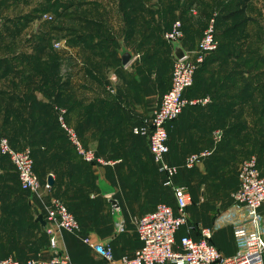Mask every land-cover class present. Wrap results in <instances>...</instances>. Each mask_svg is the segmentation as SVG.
<instances>
[{
  "label": "crops",
  "instance_id": "1",
  "mask_svg": "<svg viewBox=\"0 0 264 264\" xmlns=\"http://www.w3.org/2000/svg\"><path fill=\"white\" fill-rule=\"evenodd\" d=\"M101 9L96 7L93 25L78 28L84 32L93 27L94 34L85 41L69 35L59 53L53 39L36 36L37 19H26L35 13L31 0H0V137H6L15 149H33L42 194L31 196L22 190L12 164L0 155V257L25 260L52 254L45 227L36 220L39 214L45 220L43 205L50 198L60 199L80 225L79 235L57 234L58 249L77 264H109L81 237L108 243L116 258L131 255L140 244L135 230L138 218L159 203L175 207L172 191L152 161L147 138L131 135L145 144L136 141L128 145L127 153H112L110 159L98 153L105 163L88 164L52 126L58 111L64 109L69 125L79 126L83 137L91 135L99 142L104 125L133 128L149 118L155 107L156 75L132 73L149 69L153 53L144 58L142 46L156 45L155 38H136L138 28L129 9L121 22H103ZM251 24L257 23L242 26L238 39H216L218 44L232 46L233 53L220 50L209 55L184 92L189 100H207L187 103L166 124V160L179 167L174 183L186 187L191 196L190 234L198 239L200 227L211 228V242L226 256L235 254L238 247L234 223L248 224L246 210L231 198L238 186L240 162L255 155L264 178V23L258 24L262 38L248 33ZM203 30L200 23L194 39L185 38L182 47L194 49ZM122 47L133 54L126 66L121 64ZM169 52L170 57L163 51L167 84L174 61L172 47ZM203 151L208 155L198 164L184 166L190 154ZM48 176L53 184L46 188ZM103 187L111 192L103 193ZM260 214L263 222L264 205ZM117 222H123V231H117ZM185 232L181 227L177 238Z\"/></svg>",
  "mask_w": 264,
  "mask_h": 264
},
{
  "label": "built area",
  "instance_id": "2",
  "mask_svg": "<svg viewBox=\"0 0 264 264\" xmlns=\"http://www.w3.org/2000/svg\"><path fill=\"white\" fill-rule=\"evenodd\" d=\"M182 36L179 20L166 31L164 38L174 41ZM218 42L215 37V19L210 17L196 47L186 51L185 57L173 61L169 88L163 93L149 118L132 128L136 135L145 136L152 161L157 170L164 175V185L172 191L175 207L159 203L155 208L140 216L136 222V235L139 246L131 255L115 257L111 245L97 242L90 236L81 237L84 244L90 247L109 264H264V221L260 209L264 205V178L257 168L255 155L242 160L238 166V186L231 193L234 203L246 210L248 224L236 221L233 235L237 243L235 254L223 255L211 242L212 230L209 227L199 228V238L191 236L192 226L189 222L187 207L191 203L189 191L184 186L174 183L179 167L167 162V122L176 118L189 102L206 101L207 99L189 100L184 92L191 87L195 72L203 63L205 56L216 50ZM59 49L61 44L54 42ZM64 109L56 117L66 138L76 154L88 163H105L97 156L95 150L86 146L74 127L66 121ZM0 154L6 156L12 164L22 190L31 196H42L41 184L33 165L29 147L13 148L8 139L0 137ZM206 152L192 153L184 162L186 168L198 164ZM45 187L49 185L45 183ZM49 248L52 254L48 258H27L18 260L12 256L0 257V264H77L69 255L58 249L57 234L61 231L80 234V225L74 214L57 198H50L44 203ZM185 227L186 232L177 238V232ZM118 232L123 231V222L116 223Z\"/></svg>",
  "mask_w": 264,
  "mask_h": 264
},
{
  "label": "rangeland",
  "instance_id": "3",
  "mask_svg": "<svg viewBox=\"0 0 264 264\" xmlns=\"http://www.w3.org/2000/svg\"><path fill=\"white\" fill-rule=\"evenodd\" d=\"M231 1L236 0H31V4L35 7L34 11L37 15V18H35L37 19L38 32L36 36L48 37L55 42H59L61 44L59 53L64 50L65 39L69 35L74 38L79 36L83 38L84 36V39H88L94 34L93 27L91 31L84 32H81L78 28H86L94 24L96 7L103 9L99 12L102 13L99 16H103V22L124 21L126 18L123 12H126L127 9L132 11L134 13L132 21L135 22L136 28H138L136 29V38L143 36L148 39L155 38L156 45L151 43L149 45L148 43L149 46H142L144 49L146 48L142 53L143 57L145 58V55L150 53L160 54L159 61H150L148 65L146 63L148 70L138 68L132 72L137 73L139 76L144 74L148 78L152 74L156 75L153 89L157 90V93L153 95V109L157 103L156 100L164 92H161V90L166 87L165 76L168 67L162 62L165 59L163 51L166 50L167 55L170 57L169 49L172 45L170 41L164 38L165 32L168 31L174 21L179 20L183 24V29L184 26L191 29V36L194 37V30L199 29L200 23L204 26L210 14L224 12L226 6L232 5ZM260 7L264 8V0L249 1L247 14L254 19L250 22L257 24H251L248 33L252 34L253 37L257 35L262 38L264 34L262 35L258 24L263 25L264 23V10L263 12L259 11ZM143 25H145L144 29ZM33 29L36 28L33 27ZM180 43L182 45L181 40ZM163 46H166V48ZM121 116L122 113L118 112V117ZM92 128L94 127L92 126ZM102 134V139L99 142H95L94 138L90 137L91 135L86 138L82 137L85 144L95 148L107 159H110L112 153H127L130 144L135 145L137 142L141 146L145 144L144 140L137 141L133 138V136L141 139L143 137L133 134L132 126L129 125H104Z\"/></svg>",
  "mask_w": 264,
  "mask_h": 264
},
{
  "label": "trees",
  "instance_id": "4",
  "mask_svg": "<svg viewBox=\"0 0 264 264\" xmlns=\"http://www.w3.org/2000/svg\"><path fill=\"white\" fill-rule=\"evenodd\" d=\"M249 1L250 0H244V1H231V3H232V5H229V6H226V10L224 11V10H221V11H224V12H221V13H216V12H214V13H212V14H210L209 16H208V18H207V20H206V22H205V25L203 26V29L205 28V26H206V23H207V21L209 20V18L210 17H212V16H214V19H215V37H216V39L218 38V37H224V38H226V37H229V38H233V39H238L239 37H240V32L242 31V26H244L245 24H247V23H249L250 22V20H254L252 17H250L248 14H247V11H248V9H249ZM35 13H32V14H29L28 15V17H26V19H29L30 20V18H37V15H36V11H34ZM125 12H123V14H124ZM125 18H126V13H125ZM25 19V18H24ZM29 20H26V21H29ZM175 22V21H174ZM227 22H230L227 26H226V23ZM181 23V30H182V32H183V36H181L179 39L181 40V42H182V44L184 45V43H185V38H187V37H190V38H192V40L194 39V37L196 36V34L198 33V29H195L194 30V37H192L191 36V29L190 28H187V27H185L184 26V29H183V24H182V22H180ZM184 25H185V23H184ZM223 25L225 26V28L223 27ZM171 28H169L168 30H170ZM10 32V31H9ZM48 38V37H47ZM80 40V41H85V39H84V36H83V38H80V36L79 37H72V40ZM163 42V41H162ZM221 43V42H220ZM164 45H165V42H164ZM229 48H233L232 46H230V45H228V44H226V43H224V44H218V46H217V48H216V50L215 51H213V52H211V53H209V54H207L206 56H205V59H204V61H203V63L198 67V69L196 70V72H195V76H194V81H193V83L195 82V80H196V76H197V74H198V72H199V70L203 67V65L206 63V60H207V58H208V56L209 55H213V54H215V53H219L220 52V50L223 52V53H229V54H232L233 53V51L231 50V49H229ZM236 53H237V51H236ZM149 55V54H148ZM148 55H146L147 57H148ZM156 53H153V54H151L150 56L152 57V62H154V61H159V57H156ZM162 62L163 63H165L166 65H167V67H168V63H166V59H163L162 60ZM168 71V68H167V70H166V72ZM165 80H166V83H165V86L166 87H163V89L161 90V92H165L168 88H169V86H170V81H169V84H167L168 83V78L165 76ZM193 85V84H192ZM161 92H159L160 94H161ZM163 92V93H164ZM163 93L159 96L160 98H161V96L163 95ZM51 112H52V110L51 109H49ZM66 117V116H65ZM66 121H67V118H66ZM53 127H55L58 131H59V133H60V136L61 137H63V139H65V141H66V143H67V145H68V147H69V149H71V151L72 152H74L75 153V151L72 149V147L69 145V143H68V140H67V138H66V135H65V133H64V131L61 129V127H60V125L58 124V122H57V117H55V119L53 120V125H52ZM80 127L79 126H75V130H76V132H77V134H78V136L81 138V131H80V129H79ZM133 133V132H132ZM134 134V133H133ZM136 135V134H135ZM138 136H141V135H138ZM143 138L145 137V136H142ZM82 139V138H81ZM84 142V141H83ZM85 144V143H84ZM30 150H31V156H32V158H33V162H34V165H33V168H34V170H35V172L37 173V175H38V172H37V166L35 165V159H34V155H33V149L30 147ZM96 152V154H97V156L99 155L98 153V151L96 150L95 151ZM150 153V152H149ZM1 155V157H3V158H5L6 160H7V158H6V156H4V155H2V154H0ZM84 162V161H83ZM86 163H88V162H86ZM88 164H94V162H92V163H88ZM38 177H39V175H38ZM39 180H40V177H39ZM26 192V191H25ZM76 218V217H75ZM138 239V238H137Z\"/></svg>",
  "mask_w": 264,
  "mask_h": 264
},
{
  "label": "water",
  "instance_id": "5",
  "mask_svg": "<svg viewBox=\"0 0 264 264\" xmlns=\"http://www.w3.org/2000/svg\"><path fill=\"white\" fill-rule=\"evenodd\" d=\"M171 45H172L173 57H174L175 60H180V59L185 57L186 50L182 47L179 39H176V40L172 41ZM132 58H133L132 52L127 50L125 47H122L121 50H120V59H121L122 66L128 65L130 63V61L132 60ZM47 184L50 185V186L53 184V179H52L51 176L47 177ZM102 192L106 194V193L111 192V189L109 187H103L102 188ZM112 202L114 204H116L115 201H112ZM36 220L43 227H45V220L42 218L41 214H39L36 217Z\"/></svg>",
  "mask_w": 264,
  "mask_h": 264
}]
</instances>
